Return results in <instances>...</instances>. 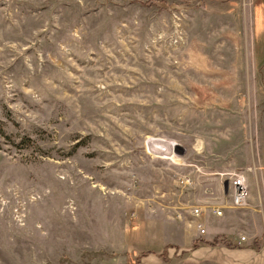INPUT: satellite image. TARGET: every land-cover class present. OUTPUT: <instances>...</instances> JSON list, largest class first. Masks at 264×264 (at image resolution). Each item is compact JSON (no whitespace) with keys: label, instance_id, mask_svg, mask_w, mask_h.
I'll return each mask as SVG.
<instances>
[{"label":"rangeland","instance_id":"1","mask_svg":"<svg viewBox=\"0 0 264 264\" xmlns=\"http://www.w3.org/2000/svg\"><path fill=\"white\" fill-rule=\"evenodd\" d=\"M152 1L0 0V264H264V0Z\"/></svg>","mask_w":264,"mask_h":264},{"label":"built area","instance_id":"2","mask_svg":"<svg viewBox=\"0 0 264 264\" xmlns=\"http://www.w3.org/2000/svg\"><path fill=\"white\" fill-rule=\"evenodd\" d=\"M242 170L235 172L230 177V197L231 205L230 208L233 209H251L253 206L250 201V189L248 183V176ZM186 184L192 185L193 181L188 179ZM203 213V209L200 206L194 207L191 209L192 216L199 218ZM222 210L216 212L217 215H222ZM178 218L182 217V214L177 215ZM199 229L202 234H206V229L202 224H199ZM246 238L243 237L242 241H245Z\"/></svg>","mask_w":264,"mask_h":264},{"label":"crops","instance_id":"3","mask_svg":"<svg viewBox=\"0 0 264 264\" xmlns=\"http://www.w3.org/2000/svg\"><path fill=\"white\" fill-rule=\"evenodd\" d=\"M251 163L252 162H250V161H247L246 162V166H249V165H251ZM252 165L253 166H251V167H246L245 168V170L246 171H249V172H252V170L254 171L255 170V172H253L252 174L254 175V178L256 179V181L254 182V183H252V185H255V188L257 187L258 188V190L260 191L259 192V198L257 197V200L258 201H253V203H251V205L253 206L251 209H245V210H254V211H257V212H261V213H263L264 214V159H262V158H260V160H259V162L258 163H252ZM251 174V175H252ZM248 176H249V178H250V174H248ZM249 178H248V180H249ZM252 178V177H251ZM249 183V182H248ZM255 202V203H254ZM197 203V202H196ZM205 206L206 205H202V207L203 208H205ZM220 207H224V208H228V207H230V205L229 206H226V205H224V202H222V203H220ZM213 218H214V216L212 215V214H209V216L207 217V219H209V220H213ZM215 238H219V240H220V237H215ZM215 238H213L212 240H206V241H208V242H212ZM221 245H223L222 243H220L219 245H217V246H210V247H213V249L214 248H221V247H223V246H221ZM208 246V245H207ZM220 246V247H219ZM237 246H240V245H238L237 244ZM237 246H233V247H227V248H229V249H223V248H221L225 253H230V252H234V251H236V250H240V249H238L239 247H237ZM242 246V245H241ZM202 249V247H200L198 250H196V251H199V250H201ZM245 252H249V253H255L257 256H259V258L261 259L263 256L262 255H264V245L262 246H260L258 249H253V248H248L247 250H244ZM262 261V260H261ZM261 261H257L256 260V262H259V264H263V263H261Z\"/></svg>","mask_w":264,"mask_h":264},{"label":"trees","instance_id":"4","mask_svg":"<svg viewBox=\"0 0 264 264\" xmlns=\"http://www.w3.org/2000/svg\"><path fill=\"white\" fill-rule=\"evenodd\" d=\"M203 243L205 245H210V246H217L221 243V241L219 240V238H215L212 242H208L204 239H198L196 241L193 242L190 251L194 252L196 250H198L201 246L200 244ZM227 247H233L231 243H226ZM168 248L166 247L165 250L162 252V254L159 255V257L164 260L165 262L169 261V255H168ZM88 255V253H85V256ZM118 254L115 253H96L93 256V259L96 258L99 261H104L107 258H112L117 256ZM153 255V252H143L142 254H140L139 256L135 255V252H131V251H125V256H126V264H141L143 263V260L148 258L149 256Z\"/></svg>","mask_w":264,"mask_h":264},{"label":"water","instance_id":"5","mask_svg":"<svg viewBox=\"0 0 264 264\" xmlns=\"http://www.w3.org/2000/svg\"><path fill=\"white\" fill-rule=\"evenodd\" d=\"M151 4L157 6L159 9L168 12H182L196 10L205 6L204 0H187L183 4H168L167 2L152 1Z\"/></svg>","mask_w":264,"mask_h":264},{"label":"bare ground","instance_id":"6","mask_svg":"<svg viewBox=\"0 0 264 264\" xmlns=\"http://www.w3.org/2000/svg\"><path fill=\"white\" fill-rule=\"evenodd\" d=\"M160 141V140H159ZM159 141H155V144L154 146H152L150 148V150H154V151H160L164 154H166V152L170 153L172 151V146H170L169 144L167 143H164V142H159ZM151 143V142H150ZM149 143V146L151 145ZM172 155V154H171ZM170 155V156H171ZM169 157V156H168Z\"/></svg>","mask_w":264,"mask_h":264}]
</instances>
